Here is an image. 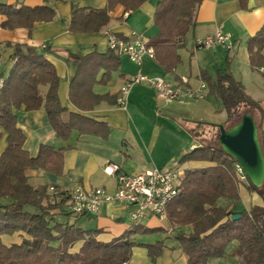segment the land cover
<instances>
[{
  "label": "trees",
  "instance_id": "16d2710c",
  "mask_svg": "<svg viewBox=\"0 0 264 264\" xmlns=\"http://www.w3.org/2000/svg\"><path fill=\"white\" fill-rule=\"evenodd\" d=\"M149 0H106L103 9L80 8L71 4L69 32L91 34L99 32L109 21V13L122 6L128 15ZM249 0H237L247 10ZM202 0H159L152 22L156 34L149 40L154 48V58L166 70L171 71L180 63L177 53L184 47L185 36L194 24L196 8ZM0 24L4 30L26 29L32 31L35 23L51 22L55 12L47 6L30 8L23 4L8 5L0 2ZM264 27L247 41V52L252 69L264 67ZM14 63L8 71L0 94V140L3 132L6 147L0 155V264H123L128 263L131 250L137 245L147 249L151 262L163 251V243L151 245L132 241L136 234L156 233L159 229L132 226L116 241L103 243L96 240L101 230H83L60 218L74 216L67 208L68 194L60 192L52 196L46 185L32 187L28 183V170H41L55 176L64 172V154L69 149H55L41 144L37 155L30 157L24 150L25 136L16 126L13 110L25 111L44 108L55 136L67 140L73 130L79 135H91L106 140L109 127L78 114H71L63 122L57 97L59 78L54 66L45 59L44 51L26 45H13ZM77 65L70 82L69 98L83 112L91 111L102 101L115 103L116 96L96 95L95 84L108 81L111 71L119 66V58L111 51L105 54L92 52L85 56H69ZM226 69L219 70L215 81L202 75L208 95L216 96L222 103L227 119L222 125L193 122L191 136L198 144L181 153L177 165L189 162L207 163L208 166L186 169L181 180L180 193L167 205V220L176 227H190L189 233L178 232L175 240L186 257V264H207L210 259L222 258L226 248L237 242L246 261L244 264H264V182L260 188L245 184L250 193H257L263 206L236 212L240 201L239 185L234 164L219 146L220 129H229L250 113L258 128V138L264 156V131L261 122L264 109L245 93L243 85ZM104 70L100 79L97 75ZM264 77V74H263ZM40 87H46L43 92ZM256 115H258L259 120ZM56 189V188H55ZM226 205H219L218 200ZM239 215L238 220L232 217ZM85 217V216H75ZM23 233L26 237L19 244L3 243V236ZM81 243L77 252L72 248Z\"/></svg>",
  "mask_w": 264,
  "mask_h": 264
},
{
  "label": "crops",
  "instance_id": "0c3cea01",
  "mask_svg": "<svg viewBox=\"0 0 264 264\" xmlns=\"http://www.w3.org/2000/svg\"><path fill=\"white\" fill-rule=\"evenodd\" d=\"M0 2L8 5L23 4L30 8L47 6L55 12V17L51 22L35 23L30 33L26 29L9 31L0 28V56L4 60L3 73L7 75L13 64V45H26L39 51L45 50L44 57L54 66L59 78L57 97L61 107L64 108L61 114L62 121L66 123L71 114H78L93 121L105 123L109 127L106 140L91 135H79L73 130L70 137L64 141L55 136L43 107L34 111H25L23 108L13 110L16 126L25 136L23 148L30 157L37 155L41 144L55 149L69 147L64 154V172L61 176L41 170L26 172L28 183L32 187L53 186L60 192L67 193L77 187L84 190L98 187L112 194L116 189V183L114 177L104 172L107 165H117L125 174H136L150 168L159 169L156 164L164 166L168 160L159 162L153 156L155 150L159 154L170 153V160H176L181 153L197 145L193 143L194 138L190 134L195 121L191 119L189 121V108L194 107L193 103L206 105L212 100L208 95V87L202 75L215 81L218 71L228 67V72L243 85L245 93L250 91L249 88L253 84H264V67L252 69L247 52L249 38L264 27V0H249L247 10L241 9L237 0H202L195 10L194 24L187 33L188 35L192 32L191 40L188 42L185 36L184 47L177 51L180 63L175 68L166 71L154 57L147 56L143 58L138 67L128 58L116 55L119 58L117 69L111 71L106 83L95 84L92 87V92L96 95L117 97L123 83L138 73L148 77H161L173 85L178 84L181 77H186L189 79L187 87L192 90H197L201 83L205 85L202 98L194 99L195 102L188 99L191 102L186 100L187 102L182 101L169 105L158 100L147 84L141 83L131 88L125 99L124 108L117 107L115 103L102 101L91 111L83 112L78 110L69 98L70 82L77 71V65L69 59V56H85L92 52L105 54L108 52L105 37L108 32L122 38L128 37L131 33L142 34L143 31L139 33L127 25L132 14L125 13L122 6H116L109 13V23L99 32L72 34L69 32L71 4L80 8L103 9L106 6V0H0ZM157 2L148 5L147 1L137 10L145 11L148 17L147 27L153 24L152 17ZM124 14L127 16L125 17ZM4 20L5 17L0 16V24ZM218 27L230 35L233 42L231 49L228 50L223 46H215L211 49L195 47L198 39L211 35ZM151 34L148 38L142 35L149 42L152 38ZM261 55L264 56V48L261 50ZM103 72L104 70L99 72L97 80ZM40 89L44 92L46 87H40ZM213 98L218 99L216 96ZM258 103L264 109V105ZM161 110L172 113L173 117L180 121L178 126L173 127V131L165 133V129H160L157 125L152 126L153 123L149 122L153 114L154 120L160 119L158 113ZM147 124L152 126L149 133L146 132ZM261 129L264 131V118L261 122ZM161 132L166 134L163 138H160ZM6 136L7 134L3 132L0 140V155L6 147ZM165 138L167 141H172L170 146L167 141L165 142ZM159 139H162L160 144ZM149 162H152V165ZM206 166H208L207 163L189 162L178 167L186 170ZM239 197L240 201L234 207L236 212L247 211L252 206H263L260 196L255 192L250 193L243 184L239 185ZM242 203L247 205L241 207ZM218 204L226 205L227 202L220 199ZM129 213V207L113 202L102 204L94 214L82 218L68 216L60 220L74 224L83 230L99 229L101 233L97 235L96 240L110 243L116 241L132 227ZM138 226L160 231L153 234H136L132 237V241L144 245L162 242L163 251L155 262H151L147 249L137 245L132 248L127 264H186V257L174 236L178 232L189 233L190 227H176L171 225L167 219L160 221L153 216H147ZM25 237L19 232L13 236H3L2 240L5 245L9 246L19 244ZM6 239H8L7 242ZM80 246L81 243H77L72 251L77 252ZM245 261L246 258L240 251L238 243L232 242L226 248L224 257L210 259L207 264H244Z\"/></svg>",
  "mask_w": 264,
  "mask_h": 264
},
{
  "label": "built area",
  "instance_id": "2783aa9c",
  "mask_svg": "<svg viewBox=\"0 0 264 264\" xmlns=\"http://www.w3.org/2000/svg\"><path fill=\"white\" fill-rule=\"evenodd\" d=\"M124 16L126 17L127 14ZM105 37L108 51L128 58L138 67L144 57H154L153 48L142 34L131 33L128 37L122 38L108 32ZM215 46H223L228 50L233 47L230 35L225 33L221 27L216 28L211 35L195 42L197 49H211ZM3 63L4 60L0 56V94L7 77L2 71ZM141 83L147 84L158 100L169 105L187 99L202 98L205 88L203 83L197 90L188 88L186 77H181L180 82L173 85L161 77H148L138 73L127 79L120 87L115 100L116 106L124 108L125 99L131 88ZM234 170L238 181L241 184L245 183L246 177L237 163L234 164ZM104 172L115 179L114 193L109 194L105 189L98 187L89 190L74 188L68 194L67 204L68 211L72 215L88 216L96 213L102 204L116 202L130 208L131 226H138L147 216L164 221L167 219V205L180 193L181 180L184 175V170L178 166L171 170L150 168L136 174H125L120 171L119 166L111 164L104 168ZM48 191L52 196L58 194L53 186H50Z\"/></svg>",
  "mask_w": 264,
  "mask_h": 264
},
{
  "label": "rangeland",
  "instance_id": "374dc122",
  "mask_svg": "<svg viewBox=\"0 0 264 264\" xmlns=\"http://www.w3.org/2000/svg\"><path fill=\"white\" fill-rule=\"evenodd\" d=\"M158 0H149L148 1V5L150 4H155ZM127 25L134 29L135 31L141 33V31L145 32L142 34L145 36V37H149L148 35L151 34L150 36L153 37L155 34H156V28L154 27L153 24H151L150 27H147L148 25V17L146 16L145 14V11L143 10H140V11H135L132 13L130 19L127 21ZM150 31V32H149ZM149 32V33H148ZM191 37H192V32H190L188 35L186 34V38L188 40V42L191 40ZM188 79V78H187ZM189 81V79H188ZM249 92H247L246 94L249 95L254 101L256 102H260L261 105L263 106L264 105V84L262 83V85L260 84H253L252 87L249 88ZM214 96H210V98H212L211 101L207 102V104L205 105H202L201 103H193L194 104V107H190L189 108V112H190V117L189 118V121L193 120L195 122H206V123H211V124H216V125H222L226 119H227V114L226 112L224 111L223 109V106H222V103L219 99H215L213 98ZM188 100V99H187ZM190 100H193L192 102H195L194 99H190ZM186 101V100H184ZM187 102V101H186ZM188 102H191L188 100ZM201 104V105H199ZM158 116H160L161 118L158 119L157 121L154 120V114L152 115V120L149 119V122H152L153 124H151L152 126L153 125H157L160 127V129H165V133L167 131H171L173 129V127H176L178 126V124H180V121L178 119H176V117H173V114L170 112H166L165 110H161L159 113H158ZM257 119L259 120V117L258 115H256ZM163 119H165L164 121H162ZM191 119V120H190ZM155 121V122H154ZM155 123V124H154ZM150 124H147L146 125V132L149 133L150 130H151V126ZM173 131V130H172ZM164 132H161V137L160 138H163L166 134ZM159 144L161 142L162 139H159ZM166 138H165V142H166ZM193 143L195 144H198L197 141L195 140H192ZM169 143V146L172 144L169 140L167 141ZM159 146V145H158ZM154 158H156L159 162H162L164 160H168L167 164L164 165V166H160V165H157V167H159V169L161 170H169V169H173L175 167H177L175 164H177V159L176 160H170V153L169 154H159L157 153V150L154 151V154H153ZM149 159V158H148ZM150 161V159H149ZM175 161V162H174ZM150 165H152V162H149ZM155 165V164H154ZM244 205H247L246 203H242L240 206L241 207H244ZM141 234V233H139ZM153 234V233H151ZM145 239H147L145 237ZM8 239H6V242H7ZM10 241V239H9Z\"/></svg>",
  "mask_w": 264,
  "mask_h": 264
},
{
  "label": "water",
  "instance_id": "95a60500",
  "mask_svg": "<svg viewBox=\"0 0 264 264\" xmlns=\"http://www.w3.org/2000/svg\"><path fill=\"white\" fill-rule=\"evenodd\" d=\"M218 144L242 168L248 182L260 188L264 182V156L253 116L246 113L231 128H221ZM239 218V215L232 217Z\"/></svg>",
  "mask_w": 264,
  "mask_h": 264
}]
</instances>
